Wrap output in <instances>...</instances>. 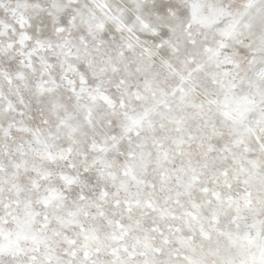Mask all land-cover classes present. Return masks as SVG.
<instances>
[{
    "label": "snow or ice",
    "instance_id": "snow-or-ice-1",
    "mask_svg": "<svg viewBox=\"0 0 264 264\" xmlns=\"http://www.w3.org/2000/svg\"><path fill=\"white\" fill-rule=\"evenodd\" d=\"M0 264H264V0H0Z\"/></svg>",
    "mask_w": 264,
    "mask_h": 264
}]
</instances>
